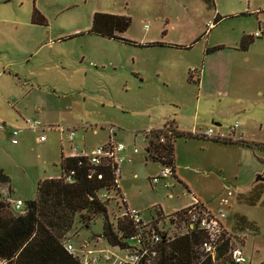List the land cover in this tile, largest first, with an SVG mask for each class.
I'll return each mask as SVG.
<instances>
[{
    "label": "rangeland",
    "instance_id": "rangeland-1",
    "mask_svg": "<svg viewBox=\"0 0 264 264\" xmlns=\"http://www.w3.org/2000/svg\"><path fill=\"white\" fill-rule=\"evenodd\" d=\"M212 3L0 0V119L21 128L15 143L10 142L9 128L0 131V168L8 177L10 195L32 198L38 179L59 174L60 150L67 152L69 141L58 126L72 128L74 142L85 150L110 138L138 148L130 161L120 164L117 183L125 205L137 208L143 221L154 213V205L160 207V222L169 234L182 231V223H174V211L192 195L209 211H222L227 227L239 211L257 225L255 232H235L246 257L242 264H264V204L236 202V189L242 188L234 177L236 165L227 162V142L200 135L210 127L231 136L228 125L235 123L237 129L241 119L227 118V96L217 94L207 73L203 88L196 83L204 47L218 46L205 55L218 52L222 58L227 40L248 35L257 19L264 22V0ZM32 7L44 17L43 23L31 22ZM94 11L128 16L120 35L129 41L88 32ZM259 39L253 37L240 50L264 55V41L253 43ZM146 41L157 43L140 44ZM252 112L260 116L264 134V107ZM167 117L178 130L198 135L175 137V176L151 183L149 176L161 163L144 158L143 134L162 126ZM26 119H39L44 126L28 128ZM40 133L43 140L36 139ZM112 197L106 207L110 218L120 212L116 195ZM101 226V216H95L87 227L75 223L66 236L75 245L83 239L104 245L97 236Z\"/></svg>",
    "mask_w": 264,
    "mask_h": 264
},
{
    "label": "trees",
    "instance_id": "trees-1",
    "mask_svg": "<svg viewBox=\"0 0 264 264\" xmlns=\"http://www.w3.org/2000/svg\"><path fill=\"white\" fill-rule=\"evenodd\" d=\"M202 1L208 5L213 4L212 0ZM30 19L32 23L44 22V17L35 7H32ZM129 21L130 18L124 14L94 11L87 31L129 41L120 35L127 28ZM253 37L251 34H242L237 41V48L245 49ZM154 43L157 41L140 44ZM217 47H205L204 53ZM146 130L143 134L146 140L144 158L167 164L171 171L174 169L175 137L198 135L178 130L173 120L168 117L165 118L162 126ZM209 138L264 150V145L258 142ZM58 166L59 175L43 177L36 181L34 197L23 200L22 212H13L0 199V259H5V264H79L64 248L63 240L68 239L66 234L75 223L87 227L95 216L102 218L99 237L109 245L133 248L138 244L137 238L133 237L135 233L140 232L143 237L149 233L146 224L136 225L127 215L108 217L106 207L108 199L113 197L102 198L100 192L108 191L116 194L119 191L114 182L116 177L113 173L114 163L110 160L101 158L98 163H90L85 156H70L60 151ZM0 181H8L7 175L1 168ZM263 190L264 179L255 177L245 190L235 194V200L248 205L258 202L264 204V199L261 198ZM186 208L182 206L174 211L176 216L174 223H182V231L159 239L156 243L154 264H233L228 255V248L230 242L236 244L235 232L257 231V225L253 220L242 213L234 212L232 223L227 230L228 234L223 233L218 237L214 252L210 255L200 247L201 241L206 236L204 230L195 224L191 226L188 224ZM154 211L156 216L161 217L160 207L155 206ZM168 222L171 223V219ZM149 223L154 227L153 221Z\"/></svg>",
    "mask_w": 264,
    "mask_h": 264
},
{
    "label": "built area",
    "instance_id": "built-area-1",
    "mask_svg": "<svg viewBox=\"0 0 264 264\" xmlns=\"http://www.w3.org/2000/svg\"><path fill=\"white\" fill-rule=\"evenodd\" d=\"M209 24H211L209 22ZM264 33V22L260 23L258 21L256 28L251 33L252 36L258 37ZM25 123L28 128L32 129H42L43 124L39 119L29 120L26 119ZM235 125V123H234ZM233 125V126H234ZM9 128L10 131V142L15 143L17 141L16 134L21 129L19 127L9 125L6 121L0 119V130ZM59 130L63 133L65 139L69 141L68 154L70 156H85L90 163H98L101 158H107L112 163L113 173L116 176L114 182L117 184V179L120 174V164L123 161L131 160V153L138 151L137 146L132 145V147L127 148V146L121 141H113L108 139L106 142L93 146L92 148L85 150L80 148L79 145L74 142L75 134L72 128H63L58 126ZM110 130V129H109ZM204 136L220 137V138H230L229 135H223L221 132H214L212 128L208 127L206 130L201 132ZM37 140H43L44 135L42 133L38 134ZM162 138H160L161 140ZM127 151L128 153H126ZM171 168L167 164H161L159 171L151 176H149V181L151 183H156L157 181L164 179L171 175ZM59 175V174H58ZM119 188V187H118ZM116 195L115 202L117 203L120 212L118 215H127L134 224H146V228L149 233L144 237L141 236L140 232L133 235L138 240V244L133 248H121L118 245H97L91 244L86 239L80 241L79 244L75 245L69 239L63 240L64 248L78 261L79 264H154V257L156 255V243L161 237H166L169 235L167 231V226L164 221L160 222V217L155 214V206L151 205L153 209V214L150 215L149 220L143 221L140 216V211L134 207H128L125 205L124 195L119 190L116 194H112L108 191H101L100 196L102 198H109ZM0 199L5 202L8 207L13 212H22L24 210V203L21 198L12 197L5 182L0 181ZM114 202V204H115ZM186 217L188 224L191 226L195 224L198 228L204 230L206 236L201 241L200 247L203 251L213 254L215 244L218 237L224 233L227 235L228 229L223 228L219 221V218L224 216L222 211L213 213L206 209L200 202L192 195L190 202L185 205ZM149 221L154 222V227L151 226ZM167 222V221H166ZM141 239V240H140ZM228 255L233 262V264H242L246 257L243 254L242 249L235 243H231L228 248ZM5 259H0V264H5Z\"/></svg>",
    "mask_w": 264,
    "mask_h": 264
},
{
    "label": "crops",
    "instance_id": "crops-1",
    "mask_svg": "<svg viewBox=\"0 0 264 264\" xmlns=\"http://www.w3.org/2000/svg\"><path fill=\"white\" fill-rule=\"evenodd\" d=\"M258 21L260 22L257 19V23ZM256 26L257 24L255 28ZM258 37H261V39L253 43L264 41V33ZM237 40L238 37L233 39L231 43L227 40V53L222 58L216 56L218 52H213L206 56L203 50L201 74L197 84L200 88H203L205 73H207L209 79H211V84L213 83L216 86L217 94H226L227 118L240 117L239 119H241V126L237 129H235L234 124L228 125L227 133H231V139L253 141L264 145V134L261 132L262 122L260 116L252 112V108L256 107V110H260L264 107V55L259 53L250 55L238 49ZM204 90L207 97L212 95L209 93L207 86ZM48 126L52 125L48 124ZM61 152L65 155L68 154V151L65 153L63 151ZM227 162L236 165L234 177L242 188L236 189L237 193L238 191L245 190L257 174L264 172V150L237 143H227ZM56 175H46L45 177ZM171 175L175 176L174 169ZM5 184L10 191L8 181ZM189 202L190 200L186 204ZM199 202L202 204L201 201ZM219 221L223 228H230L224 224L222 218H219ZM238 246L240 247V245Z\"/></svg>",
    "mask_w": 264,
    "mask_h": 264
},
{
    "label": "water",
    "instance_id": "water-1",
    "mask_svg": "<svg viewBox=\"0 0 264 264\" xmlns=\"http://www.w3.org/2000/svg\"><path fill=\"white\" fill-rule=\"evenodd\" d=\"M256 178L261 179V180L264 179V172L261 173V174H257V175H256ZM97 236L99 237L100 234L98 233Z\"/></svg>",
    "mask_w": 264,
    "mask_h": 264
}]
</instances>
